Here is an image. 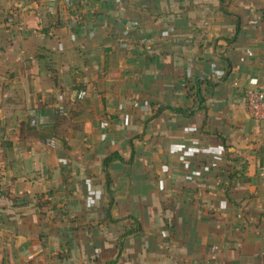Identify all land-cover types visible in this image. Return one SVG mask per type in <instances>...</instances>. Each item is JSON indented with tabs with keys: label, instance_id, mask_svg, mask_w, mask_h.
I'll use <instances>...</instances> for the list:
<instances>
[{
	"label": "crops",
	"instance_id": "1",
	"mask_svg": "<svg viewBox=\"0 0 264 264\" xmlns=\"http://www.w3.org/2000/svg\"><path fill=\"white\" fill-rule=\"evenodd\" d=\"M228 2L232 43L221 0H0V264L264 262V121L245 97L264 88V0ZM132 146L110 205L103 159ZM116 213L142 227L119 256Z\"/></svg>",
	"mask_w": 264,
	"mask_h": 264
},
{
	"label": "trees",
	"instance_id": "2",
	"mask_svg": "<svg viewBox=\"0 0 264 264\" xmlns=\"http://www.w3.org/2000/svg\"><path fill=\"white\" fill-rule=\"evenodd\" d=\"M230 2H228V0H221V10L226 13L227 15H230V16H235L236 19H237V25H236V29H235V35L229 39V42L232 43L234 42L236 39H237V35H238V32H239V29H240V16L231 8L230 6ZM135 23L136 25H138V22L137 20H135ZM125 33L126 34H129L130 33V30L126 28L125 30ZM204 82L202 80H191L190 83L191 85L189 86V92H193L192 94L195 96V102L197 101H200L203 105L204 103V96L202 95V92H201V87H200V84ZM167 106H159L158 107V110H161L163 108H165ZM219 137V140H220V145L225 149L226 153L228 152V148H227V144H226V138L222 137L221 135L218 136ZM131 158L126 160L125 157L120 154L118 151H115V152H112L111 154H109L108 156H106L104 159H103V172H104V176H105V180H106V183H105V191L108 195V198L110 199V205L113 204V179L111 177V174L109 172V167L110 165L115 162V161H121V162H131L133 161L134 159V155H135V147L132 146L131 148ZM229 155V153L227 154V156ZM87 188H88V185H87ZM9 185L5 184L1 179H0V192H4L6 196L9 197ZM226 197L227 199L231 200V196H230V192L229 190L227 189L226 190ZM12 199L15 203L18 201V198H10ZM17 204V203H16ZM50 202L48 201V199H44L43 196L42 197H39V200L37 202V206L40 208V211H41V214H44L46 211L45 208L47 206H49ZM108 219H110L111 221L113 222H116L117 220L113 219L112 216L109 214L108 215ZM137 227H133V228H130L128 229L127 231H125L120 237H119V240H118V250H119V253H118V256L121 254L123 248H124V244H125V238L127 235L131 234V233H134L136 231H139L142 229L141 225L138 223V225H136ZM108 264H116V261L115 260H111Z\"/></svg>",
	"mask_w": 264,
	"mask_h": 264
},
{
	"label": "rangeland",
	"instance_id": "3",
	"mask_svg": "<svg viewBox=\"0 0 264 264\" xmlns=\"http://www.w3.org/2000/svg\"><path fill=\"white\" fill-rule=\"evenodd\" d=\"M74 18V19H73ZM71 20L73 21V22H80V20H81V18L79 17V16H77V15H75V16H73L72 18H71ZM72 22V23H73ZM126 45H128V44H126ZM7 106V104H4L3 106H2V108H5ZM9 109H12V107H9ZM10 111V110H9ZM8 110H7V114H5L6 116H11V113H15V112H13V111H10L9 112ZM63 124V123H62ZM61 124V125H62ZM36 125H37V121H35V120H32V119H30L28 122H27V127L29 128V135H25L24 133H23V136H24V138L25 137H27L28 139H30V140H32V139H37L38 137H36V135H35V130H36ZM63 125H64V127H63ZM62 125V129H60V134H63V128L65 129L66 128V124H63ZM8 128H9V131H10V133H9V135H8V138H10V136L12 135V136H14V137H21L20 135H19V129H18V126L15 124V123H10L9 125H8ZM38 132V131H37ZM21 139H23V137H21ZM7 140H9V139H7ZM10 141V140H9ZM228 157H231L232 158V156L229 154L228 155ZM124 171H126V169L123 167V168H118L117 169V172H124ZM88 185V182H86V186ZM72 188V186L70 187V185H65V187H63L62 186V190L64 191V190H68V189H71ZM90 189V188H89ZM66 190V191H67ZM93 194H94V197L92 198V199H90V198H87V200H88V205H87V209L88 210H92L93 209V207L95 206V205H97V204H99L100 202H101V198H103V196H102V194L100 193V192H98V191H95V192H93ZM100 196V197H99ZM18 199H20V201L21 200H23V197H20V198H18ZM44 199H46V198H44ZM59 199V197L58 196H56V198H55V200L57 201ZM64 199V198H63ZM90 200V201H89ZM24 201V200H23ZM24 203V202H23ZM50 206H51V204H50ZM85 213V212H84ZM115 213V212H114ZM65 215V214H64ZM73 215H76V214H73ZM126 214H123V216H121V214H117L116 213V215H114L115 217L114 218H118L119 219V221L117 222V223H115V224H111L110 225V227H109V229H108V227L106 228V229H104L103 231H104V236L105 235H107V233H111L112 234V236H114V237H118V236H121L122 234H123V232H125V231H127L128 230V228L130 229V228H132V227H136V223L131 219V218H128L127 216H125ZM258 215V214H257ZM93 216H94V220H96V218H99V216H98V213H94L93 214ZM121 217V218H120ZM252 221V223L253 222H255L256 220L258 221V219H257V216H255L254 218H252L251 219ZM217 221H222V218H220L219 217V220H217ZM103 222H104V225L105 224H108L107 222H105V217H104V219H103ZM249 222H250V220H249ZM109 225V224H108ZM4 250H5V252L7 251V249L6 248H4ZM113 256V257H112ZM111 258V259H110ZM115 258H116V254L114 253L113 255L110 253V250L107 252V251H105L104 252V264H108L111 260L113 261V260H115ZM230 258L232 259V262L230 263V264H255V262L254 261H252V262H244V261H240V260H238V258H237V255H230ZM120 260L122 259V258H119ZM119 260V261H120ZM128 260H126L123 264H129V262H127ZM118 262V261H117ZM227 263H229V262H227ZM257 263V262H256ZM117 264V263H116ZM261 264H264V262L262 263L261 262Z\"/></svg>",
	"mask_w": 264,
	"mask_h": 264
},
{
	"label": "built area",
	"instance_id": "4",
	"mask_svg": "<svg viewBox=\"0 0 264 264\" xmlns=\"http://www.w3.org/2000/svg\"><path fill=\"white\" fill-rule=\"evenodd\" d=\"M246 103L253 118L264 121V88L248 87L245 91Z\"/></svg>",
	"mask_w": 264,
	"mask_h": 264
}]
</instances>
